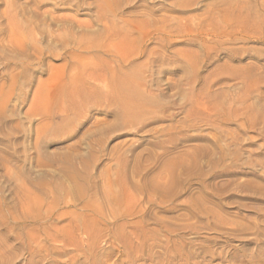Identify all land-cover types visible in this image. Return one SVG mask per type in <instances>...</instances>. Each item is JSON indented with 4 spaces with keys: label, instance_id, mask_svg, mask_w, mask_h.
<instances>
[{
    "label": "rangeland",
    "instance_id": "rangeland-1",
    "mask_svg": "<svg viewBox=\"0 0 264 264\" xmlns=\"http://www.w3.org/2000/svg\"><path fill=\"white\" fill-rule=\"evenodd\" d=\"M111 27L132 37L124 45L136 52L130 63L116 55ZM100 63L137 65L128 94L144 104L123 112L128 100H114L110 80L83 72ZM251 185L264 187V0H0L7 264L29 260L17 238L32 229L45 264H88L83 236L71 230L85 216L101 225V264H124L111 250V189L126 187L132 220L195 224L182 234L202 240L215 233L202 226L211 220L192 215L191 198L202 194L229 218L261 219L264 195L239 190ZM160 186L181 195L171 200Z\"/></svg>",
    "mask_w": 264,
    "mask_h": 264
},
{
    "label": "bare ground",
    "instance_id": "bare-ground-1",
    "mask_svg": "<svg viewBox=\"0 0 264 264\" xmlns=\"http://www.w3.org/2000/svg\"><path fill=\"white\" fill-rule=\"evenodd\" d=\"M14 21L15 20H13V22ZM111 28L112 29H109V36L107 37H115L113 40V46L119 48L117 50L118 52H116V55L122 57L121 61L130 63L135 58L136 52L124 45L128 44V42L132 40V37L126 33L121 34L113 27ZM84 48L87 49V51H90V48L92 47L87 46ZM94 48L95 47H93V49ZM107 65L105 66L101 64L99 67H96L95 65L94 67H91L93 69L86 68L83 70V72H88L90 78L96 82L97 80L101 79H109L111 82L110 88H113V92H115L114 100L116 101V99L119 97L128 100L125 105L120 106L123 112L132 111V109L136 108L140 103L144 104L143 102L139 101L140 99H138V96V101L136 100V103L130 101L133 100L131 96V94L133 95L131 92L133 84L132 79L137 74V65L131 66L129 69L125 68L121 64L118 67L109 68ZM83 82H85V80ZM71 83H73L72 86L75 88L79 87L78 80L75 79L70 81V84ZM84 85H86V83ZM129 91L131 94H128ZM72 92L74 93L75 91ZM119 100L122 99L120 98ZM124 101L126 102V100ZM175 189L161 188L160 186L156 188V191L167 193L169 199L175 200L181 195V192H178L179 190ZM239 190L244 193L247 192L249 194L252 193L264 195V187L262 186L251 185V187H242ZM209 191H211V189H209ZM224 191L225 189L223 188H218L216 191L213 190V192H215L214 194L222 193ZM111 193H113L114 196L116 194L117 200V205L114 211L115 219L113 220V226L110 227L111 234L114 237V240H112L111 244V250L113 251L115 248L119 249L121 255L124 256V259L121 258L124 264H264V215L261 219H249L248 217L246 220H244L245 218L240 220L238 218H229L230 216H226L225 214L221 213V211L209 206H205L204 202H206L207 198L205 199L201 194V196L194 200L193 198H191V200L189 199L191 201V213L192 215L207 217L208 220H211L206 224L202 223V226L203 228L206 226L208 230L213 231L215 234H210L209 236L205 235L206 237H202V240H200L199 237H196L197 239L195 238V240H191L186 237L185 234H182V231L185 233L187 229L189 231L191 230V232L196 230L195 224L189 223L177 226V228H172V226L169 224L159 223L158 227L154 226L152 228H148L145 224L146 222L143 219L132 220L129 217L131 215L128 212L127 206L131 203L133 198L127 191L126 187H121L120 191L117 193L114 191V189H111ZM30 216H33V214ZM33 219L37 220V218L34 217ZM75 222V225L71 226V230L72 232H75V230L79 231L83 236L81 237L82 244L78 245V249H80L82 254L85 256V259L89 261V263L86 260L85 261L88 264L103 263V261L106 260L104 255L98 254L96 251H94V246L98 240L96 236V228L97 226H101L99 222H97L95 218L86 216L81 218L77 217ZM159 230H164L166 232L164 234L165 240L161 239L163 240L162 242L161 240L158 241L160 237ZM251 230L254 231L251 232ZM27 234L28 235L25 234L17 238L21 243L20 244L18 242L20 247L17 249L20 250L19 252L22 251L28 254L29 260H27L26 264H45L44 260H46V258L44 257L45 255L41 250L43 248L41 242L38 243V234L34 231V229L29 231V233L27 232ZM59 236L61 237V235ZM86 237L87 243H85L84 239ZM77 239L79 242V238H76L74 242L77 241ZM237 242L238 244H236ZM8 245L9 244H7L6 249H8L7 247L10 246ZM5 253L6 251L2 252L0 255V264H7L10 262ZM20 254L21 253L18 255ZM74 264H76V262Z\"/></svg>",
    "mask_w": 264,
    "mask_h": 264
}]
</instances>
